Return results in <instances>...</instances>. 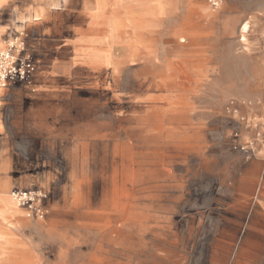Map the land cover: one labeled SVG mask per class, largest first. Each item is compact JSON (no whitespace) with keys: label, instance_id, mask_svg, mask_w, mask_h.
Masks as SVG:
<instances>
[{"label":"rangeland","instance_id":"374dc122","mask_svg":"<svg viewBox=\"0 0 264 264\" xmlns=\"http://www.w3.org/2000/svg\"><path fill=\"white\" fill-rule=\"evenodd\" d=\"M35 1L0 0V41L41 16L67 43L0 97V264H170L162 245L201 259L233 245L219 198L264 137V0H49L33 16ZM15 189L45 190L48 217L10 203Z\"/></svg>","mask_w":264,"mask_h":264},{"label":"crops","instance_id":"0c3cea01","mask_svg":"<svg viewBox=\"0 0 264 264\" xmlns=\"http://www.w3.org/2000/svg\"><path fill=\"white\" fill-rule=\"evenodd\" d=\"M48 1L36 0L31 10L33 16L36 13H43ZM2 6L3 3H0V14ZM37 17L29 23L30 32L32 31L35 37L27 30L28 42L33 53L61 52L65 49L67 39L50 36L44 26V20L41 16ZM2 20L0 15V34L4 29ZM245 25L247 23L241 27L243 33L248 31L243 29ZM23 28L26 29L24 26ZM0 46H3L1 41ZM12 88L17 86L10 87ZM251 111L258 112L264 121V103ZM257 152L255 158L247 163L248 166L240 168L241 173L226 183L229 194H223L219 198V213H225L226 224H233L235 227L234 244L206 245L213 247L212 250H218V254H209L207 259H201L195 254L198 244L176 242L162 245V250L171 252L170 264H264V137L261 138ZM7 200L12 201L10 197ZM12 202L14 205L15 202ZM230 212L235 214L233 218L228 215ZM228 231L232 230L228 229Z\"/></svg>","mask_w":264,"mask_h":264},{"label":"built area","instance_id":"2783aa9c","mask_svg":"<svg viewBox=\"0 0 264 264\" xmlns=\"http://www.w3.org/2000/svg\"><path fill=\"white\" fill-rule=\"evenodd\" d=\"M26 29H18L4 46L0 48V97L12 86L30 85L36 73V60L28 43ZM235 134L234 147L246 152L248 146L242 145ZM17 206L26 211L28 217L45 219L50 213L48 194L43 189L19 190L11 193Z\"/></svg>","mask_w":264,"mask_h":264},{"label":"bare ground","instance_id":"6f19581e","mask_svg":"<svg viewBox=\"0 0 264 264\" xmlns=\"http://www.w3.org/2000/svg\"><path fill=\"white\" fill-rule=\"evenodd\" d=\"M243 29H245V30H248V27L247 26H245V27H243ZM4 44H3V46H0V48H4ZM12 199V198H11ZM12 201H13V199H12Z\"/></svg>","mask_w":264,"mask_h":264}]
</instances>
